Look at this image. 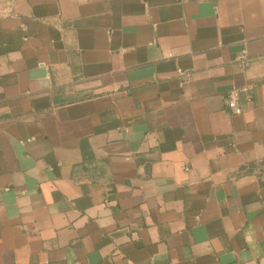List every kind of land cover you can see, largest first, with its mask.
<instances>
[{"label":"crops","instance_id":"0c3cea01","mask_svg":"<svg viewBox=\"0 0 264 264\" xmlns=\"http://www.w3.org/2000/svg\"><path fill=\"white\" fill-rule=\"evenodd\" d=\"M0 264H264V0H0Z\"/></svg>","mask_w":264,"mask_h":264},{"label":"built area","instance_id":"2783aa9c","mask_svg":"<svg viewBox=\"0 0 264 264\" xmlns=\"http://www.w3.org/2000/svg\"><path fill=\"white\" fill-rule=\"evenodd\" d=\"M227 108L235 115H241L243 109L239 104L238 95L236 91H233L229 94L226 99Z\"/></svg>","mask_w":264,"mask_h":264}]
</instances>
